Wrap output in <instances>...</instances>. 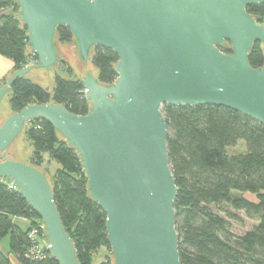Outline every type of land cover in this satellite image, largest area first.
<instances>
[{"label":"water","instance_id":"1","mask_svg":"<svg viewBox=\"0 0 264 264\" xmlns=\"http://www.w3.org/2000/svg\"><path fill=\"white\" fill-rule=\"evenodd\" d=\"M38 63L13 73L0 106L29 75L53 91L73 66L90 103L87 115L32 105L6 120L0 112V180L17 190L44 224L46 250L60 264H80L49 178L21 155L26 127L45 120L82 158L92 200L106 213L113 264H182L176 230V179L168 153L166 104L227 107L264 125V68L249 54L264 45V25L247 12L264 0H14ZM77 46L68 55L57 29ZM230 43L233 54L218 47ZM102 46L115 52L118 78L103 85L91 65ZM36 69L35 71H32Z\"/></svg>","mask_w":264,"mask_h":264},{"label":"trees","instance_id":"2","mask_svg":"<svg viewBox=\"0 0 264 264\" xmlns=\"http://www.w3.org/2000/svg\"><path fill=\"white\" fill-rule=\"evenodd\" d=\"M7 8L13 11L0 17V55L14 63L15 73L38 63V57L29 48L27 29L19 21L18 4L14 0H0V10ZM247 12L258 23H264V3L249 6ZM56 38L61 44L74 42L69 28L59 27ZM218 48L233 54L230 43ZM91 56L99 82L114 84L118 78L115 72L118 55L95 46ZM248 60L253 69L264 68L261 42L254 43ZM65 67L66 70L58 66L57 71L67 72L68 78L59 74L53 91L28 77L18 79L9 92L12 114L32 105L53 104L76 115H87L90 103L83 81L73 79L71 69L67 64ZM162 112L168 126L169 160L177 185L175 211L181 263L264 264V125L220 106L166 104ZM29 126L24 133L33 147L28 164L41 170L46 157L59 163L60 168L49 180L57 209L75 244L80 264H93L95 253L111 246L106 213L92 200L82 158L45 120H36ZM240 146L244 147L242 152H230ZM212 206L226 207V216L240 222L232 212H243L257 225L236 236L231 233L228 221L211 210ZM15 218L30 221V227L23 230L14 223ZM41 224V218L19 192L0 180V240L9 238L10 254L21 264H60L46 250L41 235L37 241L41 258H28L32 247L30 232ZM0 264L12 262L0 253ZM100 264L112 261L107 259Z\"/></svg>","mask_w":264,"mask_h":264},{"label":"rangeland","instance_id":"3","mask_svg":"<svg viewBox=\"0 0 264 264\" xmlns=\"http://www.w3.org/2000/svg\"><path fill=\"white\" fill-rule=\"evenodd\" d=\"M12 11H13L12 8H7V9L3 10V12H4L3 14L4 15L9 14ZM262 24L264 25V23H262ZM61 45L63 46L64 50L67 52L68 55H73L75 53V50L77 49V46L71 45V43L61 44ZM66 62H67L68 69H71V71H72V74H73L72 78L75 80H82L81 77L79 76V74L77 73V71L69 63V61L66 60ZM35 70L36 69H33L32 71H35ZM27 77L30 78L31 80H33L36 84L40 85L38 81H35L33 78L29 77V75ZM61 77L68 78L67 72L63 71V75ZM55 79H56V76L53 80V86L54 87H55ZM0 112L4 116V119L7 118V116L9 115L8 113H12L11 107H10V94H8L5 97V99L3 100V102L0 106ZM28 127H30V126L28 125ZM21 141L23 143V147L20 149V152H21V155L24 157L25 162L28 163L31 161V156L33 154V147L31 146V144L28 141L25 134H23V138ZM243 150H244V147L240 146L238 148L230 150V152L232 154H237V153L242 152ZM59 168H60L59 163H57L56 161L50 160L49 157H46L44 164L41 167V169L44 171V173L47 175V177L49 178L50 181L52 180L53 175L55 174V172ZM210 208L212 211L221 215L222 217H224L228 221L231 233L236 235V236L243 235L247 231L252 230L257 225L256 221L248 219L243 212H236V213L232 212L240 218V220H241V222H240V221H235V220L229 219L226 216V212H224L226 210L225 209L226 207L224 209H220V208H217L214 206H212ZM227 211H229V210H227ZM111 256H112L111 249L102 248V249L98 250L97 253H95L94 258H93V264H100L101 262L106 261L107 259H110L112 261ZM112 264H113V261H112Z\"/></svg>","mask_w":264,"mask_h":264},{"label":"crops","instance_id":"4","mask_svg":"<svg viewBox=\"0 0 264 264\" xmlns=\"http://www.w3.org/2000/svg\"><path fill=\"white\" fill-rule=\"evenodd\" d=\"M3 13H4L3 10H0V17L2 16ZM14 66H15L14 63L11 60L0 55V88L6 85L8 78L14 73ZM8 114L9 115L7 116V118L12 113H8ZM14 223L23 230H27L30 227V221L23 218H15ZM0 253L10 258L12 264H21L16 257L10 254L9 238L0 240Z\"/></svg>","mask_w":264,"mask_h":264},{"label":"built area","instance_id":"5","mask_svg":"<svg viewBox=\"0 0 264 264\" xmlns=\"http://www.w3.org/2000/svg\"><path fill=\"white\" fill-rule=\"evenodd\" d=\"M42 232V234H40ZM40 235L42 236V241L43 244L45 246H47L46 240H45V236H44V224H41L39 226H37V228H34L31 232H30V236L29 238L31 239L32 242V247L29 249V254H28V258H41L42 256V250L40 248V246L38 245L37 241L39 240Z\"/></svg>","mask_w":264,"mask_h":264}]
</instances>
